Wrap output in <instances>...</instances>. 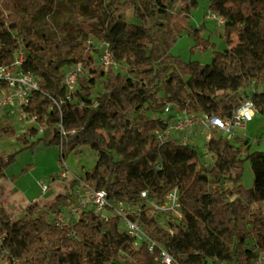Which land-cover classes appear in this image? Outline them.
I'll return each instance as SVG.
<instances>
[{
  "label": "trees",
  "instance_id": "16d2710c",
  "mask_svg": "<svg viewBox=\"0 0 264 264\" xmlns=\"http://www.w3.org/2000/svg\"><path fill=\"white\" fill-rule=\"evenodd\" d=\"M171 6L178 10L170 13ZM198 6L199 0H0V63L21 51L23 70L42 82L22 107L36 124L17 134L22 149L43 142L61 147L65 157L90 145L98 160L85 180L116 201L137 203L144 189L161 198L178 188L181 224L161 227L144 217L150 235L169 248L175 264H252L264 252V209L254 208L264 201V151L244 156L248 140L239 138L237 145L213 136L206 147L215 159L207 164L195 146L158 141L155 132L166 126L164 119L147 114L173 105L226 117L248 96L252 82L264 83V0H210L209 8L224 19L227 48L214 47L207 64L172 56L157 65L162 36L172 47L187 32L196 40L193 50L205 48L202 27L191 23ZM59 8L71 12L61 34L32 27L38 14ZM130 10L134 21L127 18ZM80 31L109 41L126 74L99 68L98 51L88 48ZM79 63L87 74L77 77V88L70 91L64 67ZM252 98L264 116V90ZM7 133L16 135L13 128ZM17 153L0 156V172ZM246 161L254 172L252 187L242 184ZM228 182L235 185L225 186ZM73 202L69 193L58 194L47 210L31 201L16 219L0 210V264H163L147 244L134 247L118 216L105 220L90 209L64 224L48 218Z\"/></svg>",
  "mask_w": 264,
  "mask_h": 264
},
{
  "label": "built area",
  "instance_id": "2783aa9c",
  "mask_svg": "<svg viewBox=\"0 0 264 264\" xmlns=\"http://www.w3.org/2000/svg\"><path fill=\"white\" fill-rule=\"evenodd\" d=\"M212 16L224 22L223 17L213 13ZM87 46L96 49L99 55V63L104 69H108L116 63L113 55L112 45L106 39L89 38ZM24 54L21 51L14 53L10 62L0 63V110L7 107H23L29 102V97L35 90L41 89L39 79L30 72L24 71L22 63ZM85 67L79 63L73 69L64 73V83L70 91H73L78 83L77 77L85 75ZM253 94V93H252ZM252 94L243 99L229 114L223 117L206 112H191L180 110L173 105H167L164 110L163 121L165 127L155 132L158 141L172 138L181 144L197 147L196 139L200 135L206 136V143L202 145V153H209L207 142L213 136L231 140L237 135L238 129H245L257 112L256 103ZM80 106H86L85 101L79 102ZM97 101L93 102V106ZM61 149V147H60ZM210 154V153H209ZM157 168L160 165L157 164ZM61 178L76 180L78 183L76 201L70 205H62L50 212L55 222L64 224L78 217L84 210H94L105 220L112 216L120 218V229L130 235L134 247L138 248L147 244L151 251L156 250L157 260L163 264H175L176 258L169 248L157 242L150 235L144 217L154 218L157 225L169 227L170 224H181L184 218L178 188L168 191L161 198L152 197L148 189L140 192V201L130 203L116 201L108 197L105 189H94L85 177H79L73 172L63 170ZM40 191L46 194L50 190L47 182H39ZM83 192H86L85 196ZM171 234L174 230L169 229ZM264 259L260 255L252 264H263ZM218 264H235L229 260H221Z\"/></svg>",
  "mask_w": 264,
  "mask_h": 264
},
{
  "label": "rangeland",
  "instance_id": "374dc122",
  "mask_svg": "<svg viewBox=\"0 0 264 264\" xmlns=\"http://www.w3.org/2000/svg\"><path fill=\"white\" fill-rule=\"evenodd\" d=\"M68 1L70 0H56L57 3L61 4L67 3ZM209 5L210 0H199L198 8H196L191 15V23L196 27H202L201 33L204 39L208 41L205 44V48L198 46V48L193 50V46L196 45V40L187 32L179 36L172 47L168 46L167 40L161 35L160 52L156 60L158 66H164L166 60L172 56H180L184 60H199L207 64L212 59L214 47H216L217 50H224L227 48L223 22H219L218 19L212 16L214 12L209 8ZM168 10L170 13H174L178 8L177 6H171ZM127 18L129 21H134L132 10L127 13ZM70 19L71 12L59 8L53 12H42L38 14L34 19L32 27L39 31H46L49 34H61V28ZM160 20L166 21V19L162 17ZM78 35L80 38H93V35L87 31H80ZM96 62L99 68H103L99 63L98 53H96ZM73 67L74 65L64 67V73L73 69ZM111 67H113L116 72L126 74L122 64L116 62ZM111 67L103 69L107 71ZM86 74L87 71L85 72V75ZM257 90H264V83L257 85L252 82L250 88L247 90V95ZM147 114L150 117H165L166 115H164L163 112L153 113L151 111H147ZM35 125L34 117L23 112L22 108L19 106L7 107L0 110V156L5 159L7 155L18 152L16 160L11 163L5 171L10 183L16 187V190L22 191L23 197L29 201L42 196V198L46 197V195L42 194L40 191V181L47 182L49 185H52L58 180L66 181L69 178L60 177L61 172L66 169L79 177H85L86 172L92 170L98 160V152L88 144L83 145L80 152H69L65 157L62 156L59 146L47 145L43 142L33 149H22L24 144L17 139V134L24 133L27 129ZM9 128H13L16 131V135H9L7 133ZM239 138L249 141V148L245 150L244 156L253 151H264V116L256 112L254 118L247 123L245 129H238L237 135L229 141L238 145L240 143ZM206 139L204 134L196 139L199 151L202 150L201 147L206 143ZM202 154L207 164L213 163L215 159L214 156L209 153ZM3 174L4 172H0L1 182ZM60 184L61 186L64 185L62 182ZM242 184L246 187H252L254 185V172L251 168L250 161L245 162ZM233 185L235 184L232 182L225 184V186ZM66 187L65 193L71 194L75 202L76 198L74 196H76V194H72V192L76 191L78 187L77 181L69 179V185ZM2 190L6 189L1 187L0 192ZM85 194L86 192H83L84 196ZM1 199L5 200V198L3 196L0 198V207L3 206ZM259 206L264 209V201L261 205L256 204L254 208L258 209ZM16 207L17 211L9 214L12 219L19 218L25 212V209L18 210V205ZM44 208L46 210L48 209L47 206H44ZM0 210L2 209L0 208ZM48 218L51 221L56 220L50 214ZM1 240L2 236L0 235V243ZM261 255L264 259V252ZM0 263H4L1 252Z\"/></svg>",
  "mask_w": 264,
  "mask_h": 264
},
{
  "label": "crops",
  "instance_id": "0c3cea01",
  "mask_svg": "<svg viewBox=\"0 0 264 264\" xmlns=\"http://www.w3.org/2000/svg\"><path fill=\"white\" fill-rule=\"evenodd\" d=\"M1 178H2V182L0 181V186L2 188H5L6 190H2L0 192V198L2 196L5 198V200L1 199V201L3 202L2 203L3 206H1L0 208L3 209L8 215L17 211V207H16L17 205H18V210H23L28 206V204L31 201H38L41 206L48 207L51 204H53L58 194H65V190L67 188L66 186L69 185V179H67L66 181L63 180L55 181L52 185H50V190L45 194L46 195L45 198H42L43 197L42 196L40 198L29 201L23 197L21 193L22 191L16 190V187L10 183L6 171H4V174ZM61 182L64 185L61 186L60 184ZM72 194H77V189L76 191L72 192Z\"/></svg>",
  "mask_w": 264,
  "mask_h": 264
}]
</instances>
